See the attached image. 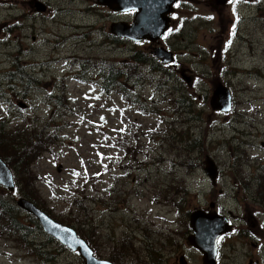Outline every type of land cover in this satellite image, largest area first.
Wrapping results in <instances>:
<instances>
[{"label": "rangeland", "instance_id": "rangeland-1", "mask_svg": "<svg viewBox=\"0 0 264 264\" xmlns=\"http://www.w3.org/2000/svg\"><path fill=\"white\" fill-rule=\"evenodd\" d=\"M33 1L39 12L46 3L67 9L69 2L0 0V123L7 124L10 131L23 125L56 126L58 139L51 146L52 152L32 165L40 194L38 202L51 210L57 221H71L66 216L80 221L90 219L97 226V232L87 231L86 235H96L100 257L109 261L183 264L178 262V256L183 255L186 264L201 263L199 255L186 242L190 213L214 200L229 209L237 205L242 208L250 203V197L243 198V191H238L240 188H247L253 197L260 195L264 200V146H261L264 144V14L252 19L244 9V20L239 27H234L230 26L235 17L232 9L226 7L219 11L218 3L198 5L197 13L217 12L214 20L205 22L207 16L191 15L184 21L179 35L183 40L173 46L178 64L190 69H186L188 76H185L190 78L189 86L183 78L179 82L177 68L175 72L171 68L152 67V61L144 66L130 65L125 61H130L134 54L129 47H122L119 57L112 46L86 49L99 55L100 60L84 62L90 77H96L99 69L130 66L129 78L120 79V87H117L124 90L125 96H130V101L136 102L134 105L128 102L131 110L126 111V102L116 93H93L68 77L74 65L75 70H80L77 60L60 62L42 46L43 40L53 41L56 33L68 37L88 31H74L72 27V23L87 24L86 18L74 13L71 20V15L66 14L52 21L39 20L34 30L23 29L19 17L31 8ZM83 5L78 1L71 7L78 9ZM238 12L243 16L242 7ZM246 25L249 26L245 28ZM231 30L239 35L227 42ZM31 36H35L34 42ZM18 41L26 49L34 48L33 54L21 52ZM98 41H101L99 37ZM62 48L70 51L68 46ZM65 56L68 53H61V57ZM15 57L20 59L22 68H27V76L30 72L41 82L36 90H26L20 77L17 81L5 78L8 70L15 71L12 64ZM135 69H138L137 74ZM33 77L25 76L24 82L36 83ZM219 83L231 93L232 109L227 113L214 112L209 107L211 94ZM54 92H63V99L59 100L61 108L56 105ZM179 101L186 102V107ZM21 104L27 107L22 109ZM137 109H141V114ZM122 126L130 128L129 137L123 138L118 133ZM165 129L166 137L160 138L159 133L164 136ZM187 130L198 140V148L189 155L185 148L193 146L189 147L190 142L182 135ZM134 134L137 136L133 139ZM117 136H121V147L124 148V142L128 148L135 149L132 155L135 160L130 156L123 164L133 169L126 176L120 174V181L112 168L116 160L126 154L116 149ZM255 144L259 145L258 149ZM185 157H191L189 168L183 163ZM206 157L222 171L215 186L203 173ZM114 187L122 193L123 202L106 208L99 200L104 197L101 200L110 203L109 192ZM3 196L2 199H8V204L13 205L5 193ZM12 213L20 221L30 216L19 209ZM9 221L1 218L0 230L8 231ZM153 233L168 235L171 244L159 241L163 246L161 252L151 259L147 249L150 245L155 249ZM121 235H128L130 240L115 247ZM239 236L229 239L222 254L223 264H255L257 261L255 247L250 243L244 245ZM7 237L11 239V234ZM0 238L6 240L3 236ZM39 238L46 242L47 253L53 252L49 248H55L57 259L66 260L65 254L43 234ZM16 244L0 241V264H23L18 258L24 254ZM128 249L134 253L129 254Z\"/></svg>", "mask_w": 264, "mask_h": 264}, {"label": "flooded vegetation", "instance_id": "flooded-vegetation-1", "mask_svg": "<svg viewBox=\"0 0 264 264\" xmlns=\"http://www.w3.org/2000/svg\"><path fill=\"white\" fill-rule=\"evenodd\" d=\"M78 1L84 4L82 8H72L71 6L77 5ZM34 2L35 1L32 2L31 8L23 11L22 15L19 17L23 29L34 30L35 25L39 20L52 21L55 20L57 16L60 19L66 14H70L71 20H74V13H79L82 18L85 17L87 20V24L85 25L72 23L74 31L88 30L86 32L71 34L68 37H62L56 33L53 41L43 40L41 42L42 46L47 47L48 50H50V53L58 58V61L64 58L61 57V53H67L63 50L62 46H68L70 49L69 52L72 54L68 55L69 59H75L83 63L100 61L99 55L86 51V49L93 46H97L98 48L112 46L116 53V57L120 56L122 47H129L133 49L134 54L139 52L147 58H150V61L154 63V66L152 65V67L161 66L164 69L171 68L174 71H176V63L171 65L161 64L152 56L151 50L152 48H164L171 50L175 56L176 53L173 46L179 44L180 41L183 40L182 35L180 37L179 35L181 34V29L185 20H188L191 15L193 16L194 14L207 16L205 22H211L214 20L213 15L217 12L208 14L197 13L195 8L198 7V5L205 3L214 6L218 3L221 5V8L218 9L219 11L226 7L232 9V13L235 17L231 20L232 24L230 26L234 27H239L240 22L244 20V9H246V12L249 15L253 16L252 19H256L258 16L264 14V0H179L176 5H174V11L170 15L167 27L162 28L160 32L157 30L154 31V33H149L133 28L140 23L139 19L141 17L137 10L125 12L115 11L108 6L106 7L100 4L99 0H69L67 3V9L59 6L51 7L49 3H46L43 11L39 12L38 10L36 11ZM240 7L243 9V16H240V12H238ZM164 18H167V16ZM195 18L196 17H194V19ZM98 25L100 26L96 28L95 26ZM114 25H118V27L115 28V32H112L111 28ZM247 26L249 25H246L245 28H247ZM238 35L239 34L236 36L235 30H231L229 36H227V42L233 41ZM98 37L101 39L100 43ZM136 38L140 39L136 40ZM31 40L34 42L35 36H31ZM79 44H83L84 46L80 47L78 46ZM17 47L21 52L26 51V53L31 54H33L35 50L34 48L26 49V47H23L19 41L17 42ZM178 66L185 72L186 69H188L185 66L186 69L182 68L179 64ZM23 85H25V83H23ZM254 147L258 149L259 145L255 144ZM133 153V150H128L123 159H118L114 168L115 176L117 175L116 178L118 181L122 178L119 176L120 174L123 173V176H126L130 173L131 169H133L131 165H123L130 156L132 157ZM133 160L135 159L133 158ZM215 165L216 169L213 180L211 181L212 186H215L222 177V171L218 170L216 163ZM240 190L243 191V198L247 195L250 197V203H245L242 208L237 205L235 208L229 209L214 200L209 201L208 204L200 209L206 213L225 218L231 226V231L221 235L217 240L215 264H223L222 254L230 242L229 239L234 238L239 234V238L244 242V245L250 243L255 247L258 253V259L255 261V264H264V200L260 195L253 197L247 192V188L238 189V191ZM222 195L223 193H221V196ZM0 204L7 205L8 199H2ZM253 206H256V208ZM2 218L10 219L11 221H9L6 226L8 231L0 230V237L3 236L6 238V240L0 238V241L8 245L10 243H18V245H16L18 246L19 251L24 254L18 259L23 264H81L76 254L71 253L66 249L58 248L63 254H65L66 260L63 262L62 260L57 259L58 253L55 252V248H49L52 249L53 252L47 253L48 248L46 242H43L39 238L40 235H42L39 226L29 217L22 219L23 221H20V219L14 215L3 216ZM7 234H11V239H8ZM194 253L199 255L201 263L198 264H202L200 254L195 250ZM41 254H43L42 257ZM182 256H178V262L186 264V261ZM181 258H183V260H180Z\"/></svg>", "mask_w": 264, "mask_h": 264}, {"label": "trees", "instance_id": "trees-1", "mask_svg": "<svg viewBox=\"0 0 264 264\" xmlns=\"http://www.w3.org/2000/svg\"><path fill=\"white\" fill-rule=\"evenodd\" d=\"M141 55L139 52L137 55H134L130 59L128 63L130 65L134 66H139L142 64L141 62ZM146 61V60H145ZM143 61V62H145ZM12 64L14 65L15 71L8 70L5 73V78L8 79H14L18 80L19 77H31L27 76L25 72L21 69L22 66H20V59L18 57L13 58ZM19 65V68H18ZM127 71L130 73V66L126 65ZM105 74L103 77L104 80V85L103 87L106 89L113 88L116 89L117 93H120V90H117L116 86L120 85L119 80L122 78H129L128 74H124L122 71H118L114 69L113 67L106 68ZM135 73H138V69H135ZM15 75V76H12ZM28 80H31V78H28ZM30 87V84H27L25 89L27 90ZM25 90V91H26ZM108 91V90H106ZM58 96L55 98L56 100V105L61 108L59 100L63 99V92H58ZM180 102V101H179ZM181 104L184 103L186 107V102H180ZM141 112V109H139ZM6 125L4 123H0V159L8 166V168L11 170L14 180H15V185H16V192L18 193L19 196L27 199L28 201L32 202L35 204L37 207H39L41 210L46 212L49 216H51L53 219H55L52 215L51 210H47L46 208L43 207L42 204L38 202V194L39 190L36 187V183L34 182L35 177L34 172L32 170V165H34L43 155H45L48 152H52L51 146L57 143V135H56V126L55 127H50L48 125H40V126H16L13 129L11 128L10 130H7ZM168 127V126H166ZM170 128L168 127V130ZM167 135V131L165 129V134L161 133L159 136L160 138H164ZM182 135L186 136V139L190 142L189 147L193 146L191 148H185L187 154L189 155L192 153L195 149L198 147L196 144L198 143V140L195 137H192L189 134V131L187 130L186 132H183ZM191 161V157H185L184 158V164L186 165L187 168H189ZM6 194V196L9 199H14L15 197L4 190L0 188V201L2 198H4L3 194ZM184 193V190H183ZM40 195V194H39ZM120 193L117 189L112 190V192H109V197L108 200L110 199V203L106 201H102L101 198L99 201L103 204H105L106 208H109L113 204L117 203H122L123 200H120ZM76 203H79V201L76 200ZM15 207L13 205H4L0 204V217L2 215L10 216L12 213L11 208ZM70 214V213H69ZM69 214H64V215H69ZM63 216V215H62ZM71 221H66V220H58L59 223L64 224L70 228H73L77 234L84 239L89 247L93 250L95 256L97 258H100L102 255L101 252L98 250V241L96 238V235L92 233L91 236L86 235L87 231H92V232H97L95 224L90 221L87 217L80 221L77 220V217H68ZM154 237L156 240H153L154 243V248H151V245L149 246V250L147 249L148 252V257L152 259L154 256H159L161 252V248L163 246L159 245V241H164L166 245L171 244L169 240V236H163L162 234L159 233H153ZM128 235H121L118 239L117 245L115 247H120L121 245L127 243L130 238L127 237ZM117 249V248H116ZM118 250V249H117ZM129 254H133L134 251L131 249L127 250ZM42 255V254H41ZM112 264H120L119 262H114L111 260ZM147 264V262L145 263Z\"/></svg>", "mask_w": 264, "mask_h": 264}, {"label": "water", "instance_id": "water-1", "mask_svg": "<svg viewBox=\"0 0 264 264\" xmlns=\"http://www.w3.org/2000/svg\"><path fill=\"white\" fill-rule=\"evenodd\" d=\"M101 3L108 5L114 10H130L134 8L141 9L146 13V17L150 20L158 12L159 0H100ZM114 1V2H113ZM161 1V0H160ZM174 0L169 1V5L165 8H170ZM145 7V8H144ZM171 9V8H170ZM150 20L148 24H150ZM166 23V22H165ZM165 26L164 23H162ZM155 56L161 59L164 63L171 61L170 54L165 51L156 49ZM212 110L228 111L230 109V96L228 90L221 84L217 85L213 90L210 99ZM23 108V104L20 105ZM204 173L213 180L215 166L214 162L208 157L204 161ZM0 184L5 186L10 192L14 191L12 174L8 167L0 160ZM17 206L32 214L39 221L43 230L51 237L58 240L62 245L68 247L72 251H77L82 260V264H111L105 260H99L94 255L87 244L79 237L75 231L66 226L60 225L52 221L43 211L36 208L31 202L20 198L16 201ZM222 218H214L210 214H205L201 211L191 212L189 215V227L191 233L187 236V243L195 250L199 251L204 264H214L216 253V241L222 233L230 230V226L225 221H220Z\"/></svg>", "mask_w": 264, "mask_h": 264}, {"label": "bare ground", "instance_id": "bare-ground-1", "mask_svg": "<svg viewBox=\"0 0 264 264\" xmlns=\"http://www.w3.org/2000/svg\"><path fill=\"white\" fill-rule=\"evenodd\" d=\"M137 53L138 52H136L135 54H133L132 55V57H134V55H137ZM141 56V62H142V64L141 65H139V66H144V65H147V64H149L151 61H150V58H147L146 56H144V55H142L141 53H139ZM131 57V58H132ZM130 58V59H131ZM146 60V61H145ZM126 62H129V61H127V60H125ZM143 61H145V62H143ZM122 65H124V64H122ZM114 69H116V70H118V71H122L124 74H129V72L127 71V68H126V65H124L123 66V68H115L114 66H112ZM106 68H104V69H102L101 71H102V74H103V72H104V74H105V70ZM104 74H103V76H104ZM79 79H81V78H79ZM81 81H78V83H80ZM99 82H100V84L102 85V87H103V85H104V80H103V77L102 76H100L99 77ZM183 108H185V105H184V103L183 104H181L180 102H178ZM41 256H43V254L41 255Z\"/></svg>", "mask_w": 264, "mask_h": 264}, {"label": "snow or ice", "instance_id": "snow-or-ice-1", "mask_svg": "<svg viewBox=\"0 0 264 264\" xmlns=\"http://www.w3.org/2000/svg\"><path fill=\"white\" fill-rule=\"evenodd\" d=\"M210 18V17H209Z\"/></svg>", "mask_w": 264, "mask_h": 264}]
</instances>
